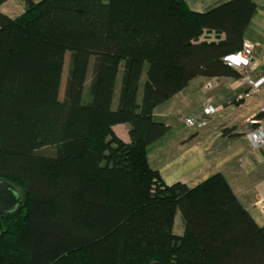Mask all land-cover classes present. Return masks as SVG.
Here are the masks:
<instances>
[{
	"label": "trees",
	"instance_id": "obj_1",
	"mask_svg": "<svg viewBox=\"0 0 264 264\" xmlns=\"http://www.w3.org/2000/svg\"><path fill=\"white\" fill-rule=\"evenodd\" d=\"M22 1L19 17L0 12V180L22 199L0 216V264H264V225L220 173L166 185L146 158L168 130L157 104L194 77L240 75L223 58L241 50L254 3Z\"/></svg>",
	"mask_w": 264,
	"mask_h": 264
},
{
	"label": "crops",
	"instance_id": "obj_2",
	"mask_svg": "<svg viewBox=\"0 0 264 264\" xmlns=\"http://www.w3.org/2000/svg\"><path fill=\"white\" fill-rule=\"evenodd\" d=\"M38 2L40 0H31ZM194 12H206L229 0H183ZM255 10L245 29L243 42L253 47L255 64L251 75L264 71V0H251ZM25 7L22 0H5L0 3V12L11 19L22 15ZM223 33L204 31L200 37L205 41H218ZM122 64L117 79L113 100L118 99ZM145 80V73L141 82ZM210 84L206 89L205 84ZM248 84L240 75L197 76L152 110V119L168 126L167 132L147 148V163L158 173L166 185L182 183L192 188L215 173H220L238 202L258 225H264V150L254 148L247 135L254 127L253 119L259 116L264 106V85L260 90L245 96ZM85 93L86 89H85ZM139 101L141 92L139 93ZM211 106L213 112L202 127L188 126L187 117H200ZM115 135L129 142V125L113 126ZM176 217V215H175ZM175 220L173 231L175 232ZM179 220L177 234L182 232Z\"/></svg>",
	"mask_w": 264,
	"mask_h": 264
},
{
	"label": "built area",
	"instance_id": "obj_3",
	"mask_svg": "<svg viewBox=\"0 0 264 264\" xmlns=\"http://www.w3.org/2000/svg\"><path fill=\"white\" fill-rule=\"evenodd\" d=\"M252 47L251 42L244 41L241 50L223 58L226 65L237 70L240 76L246 80L248 90L245 96L257 93L264 85V71L256 76L251 75L255 66L251 53ZM204 87L209 89L211 86L207 83ZM212 112L213 108L208 106L203 110L200 117H187L185 118V123L188 126L202 127ZM253 124L254 127L247 135V139L252 147L264 150V106L260 109L259 116L253 119Z\"/></svg>",
	"mask_w": 264,
	"mask_h": 264
},
{
	"label": "water",
	"instance_id": "obj_4",
	"mask_svg": "<svg viewBox=\"0 0 264 264\" xmlns=\"http://www.w3.org/2000/svg\"><path fill=\"white\" fill-rule=\"evenodd\" d=\"M21 202V197L11 184L0 180V216L16 210Z\"/></svg>",
	"mask_w": 264,
	"mask_h": 264
},
{
	"label": "rangeland",
	"instance_id": "obj_5",
	"mask_svg": "<svg viewBox=\"0 0 264 264\" xmlns=\"http://www.w3.org/2000/svg\"><path fill=\"white\" fill-rule=\"evenodd\" d=\"M68 60H69V54L66 53L65 59H64L63 74H62V79H61V84H60V89H59V98H62V96H63L64 85H65L67 69H68ZM82 101L85 102V97L82 98ZM175 215H176V217L174 218V220H175L176 226H175L174 230H175V232H177L178 226H179V220L182 223V228H183V221H182L181 214L178 210L176 211Z\"/></svg>",
	"mask_w": 264,
	"mask_h": 264
},
{
	"label": "bare ground",
	"instance_id": "obj_6",
	"mask_svg": "<svg viewBox=\"0 0 264 264\" xmlns=\"http://www.w3.org/2000/svg\"><path fill=\"white\" fill-rule=\"evenodd\" d=\"M251 144V143H250Z\"/></svg>",
	"mask_w": 264,
	"mask_h": 264
}]
</instances>
